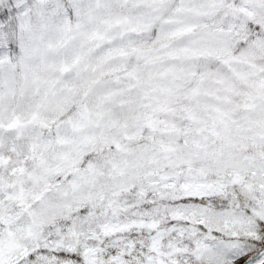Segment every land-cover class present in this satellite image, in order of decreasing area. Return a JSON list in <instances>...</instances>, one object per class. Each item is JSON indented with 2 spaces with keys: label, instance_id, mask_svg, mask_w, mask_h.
I'll use <instances>...</instances> for the list:
<instances>
[{
  "label": "snow or ice",
  "instance_id": "obj_1",
  "mask_svg": "<svg viewBox=\"0 0 264 264\" xmlns=\"http://www.w3.org/2000/svg\"><path fill=\"white\" fill-rule=\"evenodd\" d=\"M0 264H264V0H0Z\"/></svg>",
  "mask_w": 264,
  "mask_h": 264
}]
</instances>
